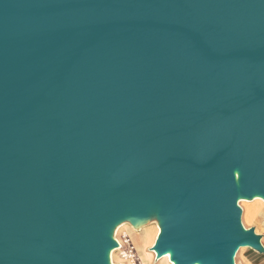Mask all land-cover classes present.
<instances>
[{"label":"water","instance_id":"obj_1","mask_svg":"<svg viewBox=\"0 0 264 264\" xmlns=\"http://www.w3.org/2000/svg\"><path fill=\"white\" fill-rule=\"evenodd\" d=\"M264 0H0V264H107L160 222L175 264L264 254Z\"/></svg>","mask_w":264,"mask_h":264},{"label":"rangeland","instance_id":"obj_2","mask_svg":"<svg viewBox=\"0 0 264 264\" xmlns=\"http://www.w3.org/2000/svg\"><path fill=\"white\" fill-rule=\"evenodd\" d=\"M239 206H241L244 211L241 212L242 225L246 229H254L255 233L261 236L262 245H264V203L260 201L257 203H241L239 204ZM126 225H128L127 222L123 223L122 229L118 232L119 234H116V238L121 243L122 247L119 251L115 252V257L113 258V262L115 264H168L166 262L157 261L154 255L151 253L152 250L147 251V255H145L144 252L142 253V251L140 253V250L134 246L130 238L133 234H131L126 228H124ZM149 228L156 229V221L154 219H151L149 221L144 232L141 233L139 230L135 231V234L138 235L139 242H141V244L143 245L148 241L149 238H152V233H150ZM146 250H148V247L146 248ZM139 253L141 256L139 255ZM122 254L128 257L123 258L121 256ZM236 259L237 255L235 257V264H237Z\"/></svg>","mask_w":264,"mask_h":264},{"label":"bare ground","instance_id":"obj_3","mask_svg":"<svg viewBox=\"0 0 264 264\" xmlns=\"http://www.w3.org/2000/svg\"><path fill=\"white\" fill-rule=\"evenodd\" d=\"M263 202L264 203V199L260 196H254L253 198L251 199H247V198H243V197H239L238 199V206L239 204L241 203H257V202ZM239 208L243 211L242 207L239 206ZM244 212V211H243ZM243 217V216H242ZM242 222V221H241ZM123 223L125 222H117L110 230V238L112 239V241L116 244V246L112 249H110L108 252H107V264H115L113 262V258L115 257V252L119 251L120 248L122 247L121 246V243L117 240L116 238V234L122 229V225ZM128 225H126L124 228H126L128 230V232H130L131 234H133L130 238L132 240V243L134 244V246L140 250V253L142 251V253L144 252L145 255H147V251L149 250H152L151 253L154 255V257L156 258L157 261H161V262H166L168 264H175V262L172 261L171 259V253L170 252H166L164 255H162L161 257L158 256L157 252L154 250V246L156 244V241L161 233V226H160V222L159 221H156V229H152V228H149L150 229V233H152L151 235V239L144 243L141 244V242H139L138 240V235L135 234V231L139 230L141 233L144 232V230L147 228V225H148V222H145L139 226H135L131 223L130 220H128ZM244 227V226H243ZM123 228V229H124ZM126 230V231H127ZM154 230V231H153ZM125 231V232H126ZM119 234V233H118ZM148 234V233H146ZM148 237V235H147ZM132 244V245H133ZM148 247V250H146V248ZM138 251V250H137ZM139 253V255H140ZM141 256V255H140ZM155 260V261H156ZM145 261V260H144ZM158 263V262H157ZM117 264V263H116ZM143 264V263H142Z\"/></svg>","mask_w":264,"mask_h":264},{"label":"crops","instance_id":"obj_4","mask_svg":"<svg viewBox=\"0 0 264 264\" xmlns=\"http://www.w3.org/2000/svg\"><path fill=\"white\" fill-rule=\"evenodd\" d=\"M261 243H262V239H261ZM236 263L237 264H264V254H259L250 248H241L237 253Z\"/></svg>","mask_w":264,"mask_h":264},{"label":"built area","instance_id":"obj_5","mask_svg":"<svg viewBox=\"0 0 264 264\" xmlns=\"http://www.w3.org/2000/svg\"><path fill=\"white\" fill-rule=\"evenodd\" d=\"M121 256H122L123 258H126V257H128V256H125L124 254H122Z\"/></svg>","mask_w":264,"mask_h":264}]
</instances>
